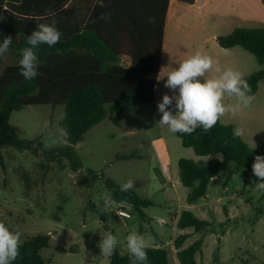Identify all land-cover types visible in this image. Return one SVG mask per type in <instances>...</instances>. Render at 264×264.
I'll return each instance as SVG.
<instances>
[{
  "label": "rangeland",
  "instance_id": "374dc122",
  "mask_svg": "<svg viewBox=\"0 0 264 264\" xmlns=\"http://www.w3.org/2000/svg\"><path fill=\"white\" fill-rule=\"evenodd\" d=\"M225 27L210 14L196 18L188 13L185 27L181 34L176 33L170 45L169 67L175 70L196 51L218 61L211 37L215 32L226 33ZM232 56L233 69L243 77L262 68L240 46ZM19 61L7 51L0 73ZM213 75H217L214 70L201 79ZM167 90L171 96L174 91L178 93ZM159 92L161 101V88ZM253 96L251 106L235 115L226 113L220 120L242 128L243 140L264 150V81ZM224 102L235 104L236 100L226 97ZM64 115L62 106H29L13 112L10 122L19 138L34 143L29 150H0V222L19 231L22 238L50 235L49 247L41 251L49 264H110L115 251L129 253L126 238L133 232L144 237L146 246L158 244L167 250L170 264H180L174 243L184 234L189 235L184 248L203 240L198 264H264V190L257 189L255 184L264 181L253 170L247 172L235 164L219 169L206 196L189 204L190 189L181 183L179 160L210 163L223 160V156H198L192 148H185L176 133L158 123L161 117L156 106L141 104L136 113L116 116L120 126L107 118L85 134L74 146L81 162L75 171L67 156L49 153L68 145L67 135L60 134L61 129L66 132L61 125ZM132 153L139 158H121ZM89 171L103 174L120 186L129 180L138 182L139 195L153 202L145 209L147 219L142 221L133 210L130 219L116 215L119 206L103 180H94ZM105 199L112 202L105 212L107 222L96 213ZM187 210L211 226L200 233L194 228L180 229L176 219ZM109 231L119 240L110 256L103 255L98 246Z\"/></svg>",
  "mask_w": 264,
  "mask_h": 264
},
{
  "label": "trees",
  "instance_id": "16d2710c",
  "mask_svg": "<svg viewBox=\"0 0 264 264\" xmlns=\"http://www.w3.org/2000/svg\"><path fill=\"white\" fill-rule=\"evenodd\" d=\"M99 7L97 0H74L67 8L55 7L52 0H0V43L12 37L8 49L16 59L20 50L27 47V37L39 23L57 21L62 33L59 42L49 47L42 44L37 49L39 75L25 80L20 64L11 65L0 73V150L14 148L19 151L31 149L34 141L19 138L10 122L13 112L29 106H62L65 109L61 125L67 133L68 145L52 149L53 155H65L77 171L81 167L74 150L93 127L110 118L120 126L117 115L136 113L141 104L156 101L155 83L159 74L163 38L169 0H104ZM49 12H54L53 17ZM102 12L110 13V21L99 19ZM151 21V22H150ZM217 42L224 49L240 46L252 54L262 66L261 70L243 77L250 85V94L259 89L264 81V27H238L231 34L218 36ZM5 55V54H4ZM3 55V57H4ZM3 57H0V65ZM130 65L124 66L123 61ZM234 124L219 120L214 128L204 133L202 127L191 135L176 133L185 148H192L198 156L222 154L223 160L210 163L179 160L180 180L190 189L189 204L198 202L207 194L211 180L219 169L235 164L247 172L257 155L264 150L250 146L242 137L233 138ZM122 159H137L133 153ZM94 180L102 179L115 204H128L142 221L147 219L145 209L153 206L149 198L134 189L121 192L120 185L103 174L89 171ZM96 213L103 222L106 214ZM180 229L194 228L197 233L211 226L192 211H183L177 222ZM188 235L175 240L180 264H198L197 254L202 251L203 240L198 239L183 248ZM20 256L12 264H49L41 251L48 248L50 235L22 238ZM148 264H170L169 252L163 247L146 246ZM110 264H131L129 253L115 251Z\"/></svg>",
  "mask_w": 264,
  "mask_h": 264
},
{
  "label": "clouds",
  "instance_id": "9594fccd",
  "mask_svg": "<svg viewBox=\"0 0 264 264\" xmlns=\"http://www.w3.org/2000/svg\"><path fill=\"white\" fill-rule=\"evenodd\" d=\"M97 3L99 7H105L104 0H97ZM49 15L54 17L56 14L49 12ZM99 19L105 22L110 21V13L102 12ZM56 24L55 19H52L50 23H39L36 30L27 37L28 46L20 50L19 61V74L25 80L31 81L39 75L37 49L40 45L47 44L52 47L59 42L62 33L57 29ZM11 43L10 36L0 43V57L8 51ZM213 70L217 75L201 79ZM166 77L165 87L178 90V94L177 91H174L172 96L164 94L162 100L158 102L157 108L162 114L158 123L168 127L172 133L191 135L198 127H202L204 133H207L226 113L235 115L243 108L251 106L255 99L253 95H249L250 85L239 71L231 68L222 70L215 65L210 55L202 51H196L188 56L175 70L168 72ZM226 97H234L236 103L225 104ZM173 102H175L174 106ZM60 134L67 135L63 129L60 130ZM243 134L244 130L240 127L232 130L233 138L241 137ZM252 169L254 175L260 181H264V156L255 157ZM255 184L257 189L264 190V182H255ZM134 187V182L129 180L120 186V191L126 193ZM111 203L110 199H105L104 206L99 209L100 214H104ZM118 243L117 236L109 231L98 246L103 255L110 256ZM23 244L19 231H12L0 222V264H12L18 258H22L20 248ZM126 246L131 264H148L146 241L142 235L130 233L126 238Z\"/></svg>",
  "mask_w": 264,
  "mask_h": 264
},
{
  "label": "crops",
  "instance_id": "0c3cea01",
  "mask_svg": "<svg viewBox=\"0 0 264 264\" xmlns=\"http://www.w3.org/2000/svg\"><path fill=\"white\" fill-rule=\"evenodd\" d=\"M73 1L74 0H52V4L55 7L67 8L72 5ZM188 13H192L196 18H202L204 14H210L211 17H214L226 25L224 28L227 31L226 33L220 34L215 32L211 37V41L215 43L214 49L219 58L218 61L216 60L214 62L215 65L219 66L222 70H226L228 68L233 69L234 64L232 62V54L235 52L237 47L231 49H224L222 47L218 48L216 46V44H218L217 37L231 34L234 29L238 27L250 28L251 26L249 25L251 24H264V0H169L161 63L159 74L155 83L156 101L152 104L156 106L160 117L162 114L159 113L157 108L158 102H160L159 89L161 88V98L164 94L171 96L165 87L167 73L172 71V68L168 65V58L171 55L169 52L170 45H172L175 41L174 36L176 33L181 34V29L185 27ZM262 26L264 27V25ZM190 49L188 51H191ZM123 65H130L129 60H124ZM178 220L179 217H177L176 222H178ZM154 247L161 246L157 244Z\"/></svg>",
  "mask_w": 264,
  "mask_h": 264
},
{
  "label": "built area",
  "instance_id": "2783aa9c",
  "mask_svg": "<svg viewBox=\"0 0 264 264\" xmlns=\"http://www.w3.org/2000/svg\"><path fill=\"white\" fill-rule=\"evenodd\" d=\"M119 208L116 211V215L119 217L125 218V219H130L132 218V207L128 204L122 203V204H117Z\"/></svg>",
  "mask_w": 264,
  "mask_h": 264
}]
</instances>
